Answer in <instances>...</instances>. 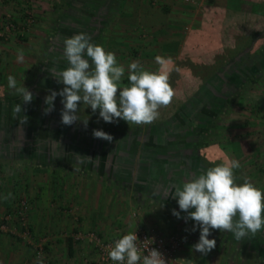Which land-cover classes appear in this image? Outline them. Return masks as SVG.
<instances>
[{
	"label": "rangeland",
	"instance_id": "rangeland-1",
	"mask_svg": "<svg viewBox=\"0 0 264 264\" xmlns=\"http://www.w3.org/2000/svg\"><path fill=\"white\" fill-rule=\"evenodd\" d=\"M33 1L36 0H18V3H9L5 11L0 9V264H86L85 258L95 256V247L88 236L91 231L102 238L132 231L134 225L126 228L122 223L121 229L116 223L121 222L120 213L107 214L108 225L97 230L89 222L85 225V219H79L80 213L74 209L93 205V201L76 198L74 190L77 188L73 183L82 178L92 181L93 173L100 171L106 162L119 158L132 164L135 159L143 160L138 164L139 173L154 176L157 193L138 192L140 186L136 187L134 179L120 183L116 174L112 181H117L120 187H107L113 194L109 206L124 204L137 218L140 213L139 225L147 230L164 235L178 234L183 240L176 254L178 262L209 264L212 259L211 264H264V229L242 240H236L231 232L211 230L209 239L216 240V247L202 255L192 250L200 234L198 227L191 231L195 222H185L172 214V209L179 211L177 199L173 197L176 186L182 187L185 180L210 168V164H203L196 154L199 147L201 150L206 145L219 158V161L212 158L214 166L227 159L239 161L240 167L234 169L236 183L242 184L248 179L264 192V24L253 23L252 19L249 23V19L244 18L223 26L226 12L221 8L222 47L233 45L236 33L246 34L250 28L247 24L263 28L261 38L253 42L245 59H231L212 77L213 86L204 85L193 96L191 92L202 83L200 77L191 74L188 78L181 74L170 104L161 106L159 118L151 123L154 128L144 130L142 125L140 129L139 125L124 120L106 123L102 118L98 124L103 128L89 119L85 128L84 112L91 116V107L83 104L79 112L85 118L65 126L61 123L63 105L59 95L54 101V110L44 114L49 90L59 92L63 87L50 72L69 66L62 44L65 38L75 35L66 27L72 20L71 15L76 14V22L81 26L78 33L88 34L93 44L96 38L107 42L109 35H105L101 19L94 22L89 18L94 1L65 0L57 7L56 2H52L47 5L48 14L44 13L47 10L43 4L34 5ZM158 1L161 0L154 2L158 4ZM182 1L190 4L189 0ZM19 2L25 5L20 6ZM161 6L166 9V5ZM39 10L42 11L39 13ZM202 16L197 21L199 25ZM137 30L139 33L135 36L121 35L119 51L104 42L98 44L106 52H113L117 64L125 68L119 82L121 89L130 84L125 78L133 61L139 62L143 70L156 72L157 55L167 59L165 54L169 53L172 61L176 56V52L162 49L161 40L167 36H158L152 25L144 24ZM101 31L104 32L100 35ZM112 39L118 43V34H112ZM219 53L222 50L204 52L201 58L213 60ZM85 58L91 63L90 58ZM260 67L263 75L259 74ZM9 75L15 77L17 87L24 85L33 93L31 103L23 104L15 89L8 87ZM189 93L192 97L184 101ZM225 96L230 97L229 103L222 101ZM16 104H22L25 112L15 114ZM24 114L28 120L21 124ZM105 124L117 131L106 129ZM126 127L129 130L123 129ZM93 129L109 133L112 141L94 138ZM77 160L83 161L77 163ZM151 161L155 165L147 164ZM142 179L137 180L140 183ZM22 201L27 203L26 209L21 208ZM125 214L121 218H125ZM185 215L181 212V217ZM124 220L130 222V218ZM69 237L73 244L71 253Z\"/></svg>",
	"mask_w": 264,
	"mask_h": 264
},
{
	"label": "clouds",
	"instance_id": "clouds-1",
	"mask_svg": "<svg viewBox=\"0 0 264 264\" xmlns=\"http://www.w3.org/2000/svg\"><path fill=\"white\" fill-rule=\"evenodd\" d=\"M63 44L69 66L50 72L63 88L59 92L49 90L45 97V115L54 110L57 95L62 98L61 123L65 126L81 120L78 115L81 102L90 106L93 113L99 110V118L106 123L124 120L136 125L151 124L159 118V108L170 104L174 90L166 71L143 70L139 62L133 61L128 66L130 84L121 89L119 82L125 68L117 64L113 52L93 44L91 37L83 32L65 38ZM155 60L162 68L166 64L165 58L159 55ZM7 80L8 87L15 89L23 104L31 103L33 93L28 88L17 87L12 75ZM13 112L18 115L25 110L22 104H16ZM27 120L24 114L20 123ZM83 124L87 128L88 119H83ZM92 135L109 142L113 139L100 129H93ZM239 167V161L227 159L185 180L182 187L176 186L173 197L177 199L179 211L172 209V214L185 222L194 221L191 231L199 228V240L192 245L193 251L207 255L216 247V240L209 239L211 230L231 232L236 240H242L264 229V192L248 179L237 184L234 169ZM181 212L186 215L181 217ZM137 240L136 232L122 235L109 248V258L119 264H166L162 253L155 248L148 249V254L142 256Z\"/></svg>",
	"mask_w": 264,
	"mask_h": 264
},
{
	"label": "crops",
	"instance_id": "crops-1",
	"mask_svg": "<svg viewBox=\"0 0 264 264\" xmlns=\"http://www.w3.org/2000/svg\"><path fill=\"white\" fill-rule=\"evenodd\" d=\"M24 1L26 2L27 0ZM61 1L64 2L65 0H36L33 1V4L35 5L38 2L43 4V7L47 10V12L44 13L48 14L47 5L52 4V2L61 3ZM68 1L72 2V0H67L66 2ZM91 1H94L95 4L93 5V9L89 12V18L98 17L99 19H104L105 23L102 26H104L103 29L106 30H104L105 35H109V37L106 38L107 42L101 40V38H96L95 43L103 44L104 42L111 45L115 51H119L122 48V43L120 42L122 40L121 35H124L125 37L133 34L135 36L139 33L137 28L146 24L152 25V29L158 36H167H163L165 38H162L161 40L162 49H165L166 51H174L176 52V56H179L180 52L183 50L186 36L193 28L199 25L197 22L199 17L204 13V11L212 9L220 10L223 8L224 13L226 12L222 21L223 26L235 23V20L241 22L244 18L249 19V23L253 20V23L257 22L258 24H264V0H189L190 4H183L182 0H161L158 1V4L154 2L156 0H115L114 2L113 0ZM14 2L18 3V0H0V9L5 11V9L10 6L9 3L12 4ZM25 2H19L20 6L25 5ZM114 3H118V5H115ZM160 5H166V9L163 6L160 7ZM163 9L165 11H163ZM35 10L36 9H34V11ZM41 11L42 10H39V13ZM15 14L16 13L14 12L13 15ZM57 14H60L61 16L62 12H57ZM75 16L76 14H74V16L71 15L72 20L68 22V25L66 26L67 30L71 34H78V30L81 29L80 24L76 22ZM247 27L250 28L247 29L245 33H250L254 30L263 31L264 28L263 27L261 29L253 24H247ZM104 31H101L100 35ZM112 34H118V43L112 39ZM169 55L171 54H165V56L168 57L165 60L172 61V57H169ZM176 56L173 57L176 58ZM159 66L160 65L158 64L157 67ZM214 159L219 161V158ZM81 161L83 160H77V163ZM141 161L144 162L143 160L135 159L132 164L131 161L125 162L121 160V158H119V160L112 159L106 162L104 167H102V169L100 168V171L93 173L91 176L92 181H84L85 178H82L81 181L78 180L76 183H73L74 187L77 188V192L74 190L76 198L79 197L78 199L81 198V200L85 202H89L90 200L93 201V205L89 204L88 206H76L74 208L77 213H80L78 218H81L82 220L85 219V225L89 222L93 229L100 230L101 228H106V225H108L109 222V220L106 219L107 214L110 215L111 213L112 215V213L116 212L121 214H119L121 222L115 221L121 229L123 228V225H121L122 223H125L126 228L132 225H134V228L141 224L138 219L141 218L140 213L137 218L135 217L134 212L129 213L127 211V207L124 206V204L123 206H109L111 205L110 199L113 194L111 193L112 190L107 189L110 185L115 188L120 187L117 181L115 183L112 181V179L114 180L113 175L117 174L121 180L120 183L129 179H134V182L137 184L136 185L134 183L136 187L140 186V191L138 192H152V194L157 193L155 190L154 176L145 172L139 173L141 171L138 164ZM86 163L88 165L90 164L88 162ZM147 164L151 166L155 165L153 161H151V163L147 162ZM141 177L143 179L139 183L137 179ZM124 214L126 219L130 218V222L124 220L125 218H121ZM133 216L135 219H132ZM209 258L211 259L216 257L209 256ZM211 262L212 259L209 264H211Z\"/></svg>",
	"mask_w": 264,
	"mask_h": 264
},
{
	"label": "trees",
	"instance_id": "trees-1",
	"mask_svg": "<svg viewBox=\"0 0 264 264\" xmlns=\"http://www.w3.org/2000/svg\"><path fill=\"white\" fill-rule=\"evenodd\" d=\"M54 5L57 7V6H60L61 3H58V4L55 3ZM163 11L165 10L163 9ZM218 11H220V14H218ZM222 14H223L222 10H217V9L204 11L200 25L198 27L193 28L186 36L185 41H184L185 43L183 46V50L180 52V55L176 56L174 61L166 60V64L163 68L161 67V65L158 67L157 71H166L168 73L169 83L172 88L176 86V83L181 77V74L183 75V77L185 76L188 78H190L191 74L195 77L196 76L200 77L202 83L200 84L198 88L194 89L192 92L190 91L192 93V96L195 93H197L199 89L204 85L213 86V84H211L212 77L217 75L218 72L225 65H227L231 59H235V60L245 59L246 56L249 55L253 42H256L258 38H261L262 32L260 30H254L248 34L247 33L246 34L236 33V36L234 37L233 45H231L230 47H226V48L222 47L221 39H220V30H219V27H221L220 19L222 17ZM97 19L99 18L94 17L92 18V21L95 22L97 21ZM101 20H102V24H104L105 20L104 19H101ZM20 39H23V37H21ZM217 49L222 50V53L217 54L213 58V60L206 59L207 61H204L201 58V53L211 52L212 50H217ZM260 69L261 67L259 68V74L263 75V72ZM125 81L129 82L128 73H127V77L125 78ZM190 96L191 94L189 93L186 97H184V101H186L187 98H189ZM180 99L181 98H179V100ZM222 101L224 102V104L229 103L230 97L225 96ZM82 105L83 103L81 102L79 107H81ZM79 111H80V108H79ZM78 113H79L78 115L83 118H85L84 115H86L87 119L94 122L93 124L97 125L98 123H100L99 114L97 115V113H99V110H97L95 113L92 112L91 116L88 114V112L86 113L84 112V115L82 112H78ZM95 119L97 120L94 121ZM108 125L109 124H105L106 129H109V130L113 129L117 131V129L111 128ZM98 126L102 127L103 125L98 124ZM139 126H140L139 128L141 129L142 125H139ZM144 126L143 127L145 130V128L150 129L154 125L145 124ZM139 128L138 130H140ZM123 129L129 130L128 127L123 128ZM203 137H205V135ZM202 148L203 149L200 150V147H199L196 150V154L198 155L200 161L205 165L210 164L209 165L210 167H214L212 158L214 159V158H217L218 156L215 155L214 152L209 151L208 145H206L205 148L204 147ZM216 151L218 150L216 149ZM219 153L220 152H218L217 154L219 155ZM209 161H211V163ZM215 166H216V163H215ZM68 246H69V253H71L73 244H72V238L70 237L68 238Z\"/></svg>",
	"mask_w": 264,
	"mask_h": 264
},
{
	"label": "built area",
	"instance_id": "built-area-1",
	"mask_svg": "<svg viewBox=\"0 0 264 264\" xmlns=\"http://www.w3.org/2000/svg\"><path fill=\"white\" fill-rule=\"evenodd\" d=\"M20 206L21 208L26 209L27 203L22 201ZM130 232H136L138 237L136 243L140 248L142 256L148 254V249L155 248L162 253L166 264H182L181 262H178L176 256L177 252L181 248V244L183 243L182 238L178 234L171 233L164 235L161 232H157L152 229L147 230L140 225L136 226ZM122 235H118L114 238H102L95 232L91 231L88 236L95 247V256L92 259L89 257L85 258L84 262L86 264H119V262H114L109 258L108 250L114 245V241L122 237ZM40 252L41 251H39V253Z\"/></svg>",
	"mask_w": 264,
	"mask_h": 264
}]
</instances>
